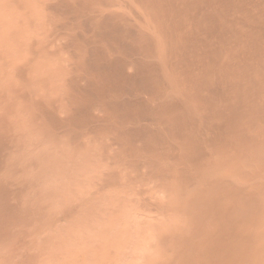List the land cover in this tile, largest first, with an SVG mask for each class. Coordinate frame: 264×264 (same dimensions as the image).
<instances>
[{
    "label": "bare ground",
    "instance_id": "obj_1",
    "mask_svg": "<svg viewBox=\"0 0 264 264\" xmlns=\"http://www.w3.org/2000/svg\"><path fill=\"white\" fill-rule=\"evenodd\" d=\"M115 211L136 264H264V0H0V264Z\"/></svg>",
    "mask_w": 264,
    "mask_h": 264
},
{
    "label": "rangeland",
    "instance_id": "obj_2",
    "mask_svg": "<svg viewBox=\"0 0 264 264\" xmlns=\"http://www.w3.org/2000/svg\"><path fill=\"white\" fill-rule=\"evenodd\" d=\"M114 213V214H113ZM125 212H123V215L125 216L126 214H124ZM116 214V215H115ZM120 216H122V214H120L119 215V213H117L116 211L115 212H110L108 215H107V219H110V220H107V222H106V220H105V222L109 225V226H106L107 224H105V226H106V231L104 232V231H102V228H104V223H103V221H100L99 220V222L97 221V224H95L96 223V219L92 222L93 224H92V227L94 226V225H96V226H102V225H99V224H101V223H103V227H97L98 229H100V231H101V233H103L102 234V236H99V235H101V233H98L97 235H96V233L99 231V230H97V229H95V226H94V228H91V230L93 229V230H95V231H91V233L93 234L94 232V234L91 236V238H93L94 236H95V238H94V240L92 239H89L90 237L88 236V239H89V241H90V243L91 244H87V245H89V246H87L86 244H84V243H87L88 242V240H87V242L85 241L87 238H84L85 240H83V242H82V240H81V242L79 241L78 243H80L79 245H78V243H77V245H76V249H74V255L78 252V253H80V252H82L81 253V257H82V254H83V256H87V258L86 257H84V258H86L87 259V261L85 260V259H83V260H81L82 258H80V256H79V254H76L77 256H75V258H78V256H79V261L80 262H83V264H127V263H129V264H136V263H138L139 262V256H135V255H139V253H138V249H139V247L137 246L139 243H140V239H136V237H134L135 235V232H133L132 231V235H134V236H132V237H134V238H132V237H130V235H128V233L129 232H131V231H128V230H125V229H127V227L125 226V229L123 228L124 226L123 225H121V223H120V221L124 224V221L122 220V218H121V220H120ZM109 217H111V218H109ZM119 218V219H118ZM118 221V222H117ZM109 222V223H108ZM111 222H113V223H111ZM117 224V225H116ZM119 225H121V226H119ZM117 227H120V228H117ZM111 228V229H110ZM108 229V230H107ZM121 229V230H120ZM123 229V230H122ZM115 230V231H114ZM124 230H125V232H124ZM99 231V232H100ZM109 231V232H108ZM111 231V232H110ZM119 231H121V233L119 232ZM122 232H124V233H127V234H125L124 236H123V234L124 233H122ZM91 233L89 234V235H91ZM110 233H111V235H110ZM115 234V235H113V234ZM118 233V234H117ZM105 234H107V235H105ZM130 234V233H129ZM101 237L100 239H99V237ZM129 236V237H128ZM86 237H87V235H86ZM97 237V238H96ZM107 237H108V239H107ZM114 238V239H113ZM125 238V239H124ZM127 238L128 239H130V238H132L133 239V242H132V240L130 239V240H127ZM98 239V243H97V245H96V240ZM101 239H105L104 241L106 242V244H105V242L104 241H102ZM112 241H111V240ZM118 239V240H117ZM101 240V241H100ZM107 240V241H106ZM135 240V241H134ZM85 241V242H84ZM94 241H95V243H94ZM104 242V243H103ZM127 242V243H126ZM129 242V243H128ZM134 242H138L137 244L136 243H134ZM86 247H84L83 245ZM94 246H93V245ZM119 244V245H118ZM130 246V244H136L135 245V247H134V245H133V247H132V245H131V247H132V250H130L129 252L127 251V250H129V248L127 249V246ZM103 245H105V246H103ZM116 245V246H115ZM122 245V246H121ZM81 247L84 251H81V249H79L78 247ZM107 246V247H106ZM111 246V247H110ZM128 246V247H129ZM92 247V248H91ZM94 247V248H93ZM99 247V248H98ZM131 247H130V249H131ZM101 248V249H100ZM112 248V249H111ZM115 248V249H114ZM137 248V249H136ZM89 251H87V250ZM90 249V250H89ZM109 249V250H108ZM125 249H127V250H125ZM133 249H135V250H133ZM76 250V251H75ZM78 250V251H77ZM122 250H123V252H122ZM137 250V251H136ZM100 251V252H99ZM112 252V254H111V252ZM115 251V252H114ZM127 251V252H126ZM133 253H132V252ZM84 252L85 253H87V255H85L84 254ZM96 252V253H95ZM110 253V254H109ZM124 253V254H123ZM130 253V254H129ZM131 254H133L134 255V258H132V255ZM104 256V257H103ZM102 257V258H101ZM115 257V258H114ZM120 257V258H119ZM138 257V258H137ZM74 258V259H75ZM111 258V259H110ZM116 258H117V260H116ZM123 258V259H122ZM138 259V262H134V259ZM71 259V257L68 259L69 260V263L72 261V260H70ZM129 259H130V262H129ZM132 259V260H131ZM68 260H66V264H69L67 261ZM85 260V261H84ZM124 260H125V262H124ZM121 261V262H120ZM64 262V261H63ZM80 262H79V264H80ZM96 262V263H95ZM127 262V263H126ZM61 264H65V262L64 263H62L61 262Z\"/></svg>",
    "mask_w": 264,
    "mask_h": 264
}]
</instances>
